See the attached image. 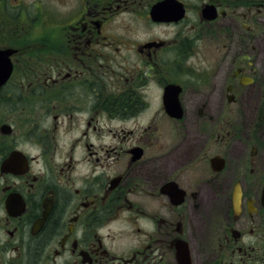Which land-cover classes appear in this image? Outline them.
<instances>
[{
  "label": "flooded vegetation",
  "instance_id": "obj_1",
  "mask_svg": "<svg viewBox=\"0 0 264 264\" xmlns=\"http://www.w3.org/2000/svg\"><path fill=\"white\" fill-rule=\"evenodd\" d=\"M162 1L0 0V264H264L263 4Z\"/></svg>",
  "mask_w": 264,
  "mask_h": 264
},
{
  "label": "rangeland",
  "instance_id": "obj_2",
  "mask_svg": "<svg viewBox=\"0 0 264 264\" xmlns=\"http://www.w3.org/2000/svg\"><path fill=\"white\" fill-rule=\"evenodd\" d=\"M258 2H260L261 4H263L262 11H264V0H258ZM250 5H252V3L245 4V6H250ZM150 94H151V96L148 98V100H149V102L151 104V107L149 108V112L151 113V112H153L157 108V106H158V100L155 97V90L154 89H151L150 90ZM159 103H160V101H159ZM125 125L128 128L131 127V124L130 123H127Z\"/></svg>",
  "mask_w": 264,
  "mask_h": 264
}]
</instances>
